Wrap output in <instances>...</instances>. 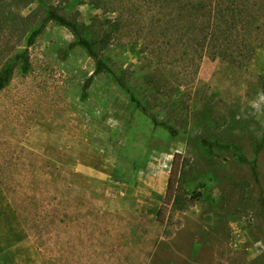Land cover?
I'll return each mask as SVG.
<instances>
[{
    "label": "rangeland",
    "instance_id": "rangeland-1",
    "mask_svg": "<svg viewBox=\"0 0 264 264\" xmlns=\"http://www.w3.org/2000/svg\"><path fill=\"white\" fill-rule=\"evenodd\" d=\"M24 1L0 0V67L22 48L29 63L0 87V264H264V0H234L241 56L199 58V0ZM46 5L102 37L99 54L176 134L106 72L83 97L94 61L66 27L49 21L26 45L16 11Z\"/></svg>",
    "mask_w": 264,
    "mask_h": 264
},
{
    "label": "trees",
    "instance_id": "trees-1",
    "mask_svg": "<svg viewBox=\"0 0 264 264\" xmlns=\"http://www.w3.org/2000/svg\"><path fill=\"white\" fill-rule=\"evenodd\" d=\"M31 1L32 0H25L22 6L17 5L16 10H21L22 7L26 6ZM228 1L229 5L224 7L222 6L223 2L221 0H214L213 2L211 0H199L193 2L192 5H190L189 11H191V16L189 21L192 22H189L187 27H189L188 31L192 34V36H189V40H191V45L194 48L195 54L198 56V58L201 57L205 46L208 48V53L211 57L215 55H226V52L229 54V57H237L242 55L238 47L233 49L235 39H232V35L236 28L234 14L238 13V11L236 7H234V0ZM14 19L15 23L13 26L15 27V25H17L18 27L20 26L21 29H24L22 30V34L24 35L26 45H30L35 41L36 37L40 34L42 29L49 21H54L55 23L66 27L71 32V34L74 36V40L69 44V46H79L83 48L94 61L93 72L84 81L82 86L83 97L86 95V89L89 87L93 76L100 72H106L111 75L118 86L128 92L129 100L143 114L147 115L155 125L164 126L171 135L176 134V130L172 126L168 125L163 120L157 119V116L148 109L146 104L143 103L131 91V89H129L125 78L119 72L113 70L112 67H110L99 54L98 49L104 47L105 40L102 37L93 38L84 34L86 28L83 24H79L77 22L76 17L62 13L59 8L46 5L44 7L42 6V10L40 12L32 11L25 15H21L16 11ZM194 19H201V22L194 21ZM203 19L206 21L204 22ZM197 23L200 24L199 27L197 26ZM188 31L186 30V33ZM16 65L19 66L20 71L23 73L29 69L26 48L15 51L12 56V60H8L0 67V87L8 83L12 74V70ZM262 141H264V134L262 136ZM199 142L203 149L209 154H212L213 152L229 151L233 153L238 162H249L242 150V147L238 144L210 140L206 138H201ZM177 164L178 161L175 159V156H173L169 176L167 179L163 204H168L174 196V184L177 181ZM252 168L253 170L255 169L254 166H252ZM157 217L161 221L164 219L161 208L157 212Z\"/></svg>",
    "mask_w": 264,
    "mask_h": 264
},
{
    "label": "crops",
    "instance_id": "crops-1",
    "mask_svg": "<svg viewBox=\"0 0 264 264\" xmlns=\"http://www.w3.org/2000/svg\"><path fill=\"white\" fill-rule=\"evenodd\" d=\"M7 208V207H6ZM7 211H8V209H7Z\"/></svg>",
    "mask_w": 264,
    "mask_h": 264
}]
</instances>
